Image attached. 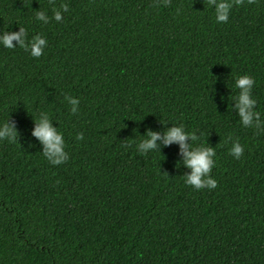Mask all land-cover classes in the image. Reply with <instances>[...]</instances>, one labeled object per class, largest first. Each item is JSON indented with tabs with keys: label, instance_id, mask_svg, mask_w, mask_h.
I'll use <instances>...</instances> for the list:
<instances>
[{
	"label": "trees",
	"instance_id": "16d2710c",
	"mask_svg": "<svg viewBox=\"0 0 264 264\" xmlns=\"http://www.w3.org/2000/svg\"><path fill=\"white\" fill-rule=\"evenodd\" d=\"M156 2L0 0V34L48 42L39 58L0 44V124L18 133L0 140V264H264V0L234 5L227 23L207 0ZM242 75L259 130L235 107ZM41 112L65 163L32 135ZM179 124L215 149L216 188L185 183L179 143L138 151Z\"/></svg>",
	"mask_w": 264,
	"mask_h": 264
},
{
	"label": "clouds",
	"instance_id": "9594fccd",
	"mask_svg": "<svg viewBox=\"0 0 264 264\" xmlns=\"http://www.w3.org/2000/svg\"><path fill=\"white\" fill-rule=\"evenodd\" d=\"M162 2L164 6H168L171 0H162ZM247 2L253 4L256 0H247ZM49 3L54 4V0H49ZM207 3L210 6L215 5L217 22L227 23L232 7L234 5H242L244 0H207ZM153 6H159L158 0ZM61 9L63 12H67L69 11V6L62 4L59 9L55 6L52 9L53 18L57 22L63 19ZM35 18L45 24L49 22V17L44 11H36ZM13 41H17L19 47L30 51V54L35 58L41 57L44 49L48 45L47 39L40 34L33 36L30 41L27 40V31L24 27H20L18 32L5 31L0 34V44L4 47L9 49L16 47ZM235 83L239 89L235 107L238 109L242 125L245 127H254L259 130L261 123L259 119L260 113L254 111L257 101L252 96V89L255 84L254 78L250 75H242L236 79ZM65 99L71 105V113L77 114L79 111V99L68 95H65ZM8 121L9 119L3 124H0V140L7 139L11 142H16L18 133L15 123H9ZM32 135L43 144L42 153L50 163L59 165L67 162L69 157L65 151L64 136L58 131L57 127H53L48 113L41 112L39 114L35 120V128ZM145 137L137 145L138 151L142 154L159 150L160 146L157 144V141H161L163 145H170L174 142L179 143L183 156V165L191 170L190 174L184 175L185 183L188 186L196 190L204 188L214 189L218 186V182L211 176L212 169L215 167L214 157L216 156V151L214 148L208 145L205 146L204 144L194 146V142L199 140L196 132H188L185 130L183 124H179V126L168 128L164 134L149 130ZM76 139L82 140L83 133H78ZM228 139L231 140V136ZM188 140H191L193 143L190 145L187 143ZM125 146L127 147L129 145ZM230 154L237 159L244 154V148L238 140L233 143Z\"/></svg>",
	"mask_w": 264,
	"mask_h": 264
}]
</instances>
